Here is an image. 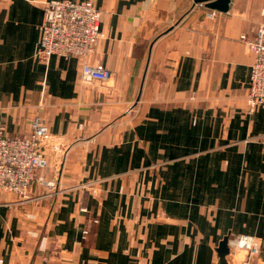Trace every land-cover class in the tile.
Listing matches in <instances>:
<instances>
[{
  "label": "crops",
  "instance_id": "crops-1",
  "mask_svg": "<svg viewBox=\"0 0 264 264\" xmlns=\"http://www.w3.org/2000/svg\"><path fill=\"white\" fill-rule=\"evenodd\" d=\"M45 1L0 0V120L13 136L47 120L35 176L57 187L0 193V264H221L237 233L259 238L264 264V107L247 111L239 39L264 0H93L90 62L113 74L92 86L77 57L38 59Z\"/></svg>",
  "mask_w": 264,
  "mask_h": 264
},
{
  "label": "built area",
  "instance_id": "built-area-1",
  "mask_svg": "<svg viewBox=\"0 0 264 264\" xmlns=\"http://www.w3.org/2000/svg\"><path fill=\"white\" fill-rule=\"evenodd\" d=\"M203 5V2H195ZM260 21L252 37L241 34L239 39L253 53V61L249 73V86L246 95L247 111L252 112L264 106V3L260 8ZM213 13H210L211 16ZM101 13L93 0H46L43 5V18L40 23V41L36 55L39 60L46 61L52 55L60 57L75 56L80 60L78 79L84 86H92L97 82H109L112 72L106 67L92 64L90 55L95 49L101 34ZM132 105L129 107V110ZM51 138L47 120L35 115L31 120V132L21 136H13L5 131L0 120V190L18 194L20 199L27 196L26 190L35 180V171L42 164L41 144ZM55 149L57 146H54ZM103 178L83 181L74 186L81 192L95 193L101 186ZM38 184L47 188L48 194L57 192L54 179H37ZM80 210H86L81 205ZM96 221V219H93ZM87 233L86 229L82 234ZM239 235L253 238V247L233 248L228 241ZM227 264L244 261L248 263L250 255L257 253L258 237L239 233L228 236ZM244 255L239 259L237 252Z\"/></svg>",
  "mask_w": 264,
  "mask_h": 264
},
{
  "label": "water",
  "instance_id": "water-1",
  "mask_svg": "<svg viewBox=\"0 0 264 264\" xmlns=\"http://www.w3.org/2000/svg\"><path fill=\"white\" fill-rule=\"evenodd\" d=\"M205 2L208 7L218 9L221 11H226L228 9L230 0H195V2ZM228 236H225L221 243L218 246V255L219 262L221 264H227L225 255L228 253V245H227Z\"/></svg>",
  "mask_w": 264,
  "mask_h": 264
},
{
  "label": "rangeland",
  "instance_id": "rangeland-1",
  "mask_svg": "<svg viewBox=\"0 0 264 264\" xmlns=\"http://www.w3.org/2000/svg\"><path fill=\"white\" fill-rule=\"evenodd\" d=\"M264 107V106H263ZM37 179H39L38 177H36L35 176V180H34V182H32L31 183V185L29 186V188L26 190V197H25V199H20V197H19V195L18 194H15V193H8V192H4V191H1L0 190V193L2 192V193H6V194H12V195H14V196H16V198H18V201H20V202H24L26 199H28V197L29 196H34L33 194H31V193H34V194H37V193H35V192H37L38 191V189H39V191H41V189H40V184L38 185V182H37ZM79 183H81V182H79ZM78 183V184H79ZM77 185V184H76ZM34 186H36V189L33 191L32 190V188L34 187ZM44 187V186H43ZM32 191V192H31ZM39 191H38V193H39ZM237 234H239V233H237ZM247 234V233H246ZM232 235H234V234H231V235H229V236H232ZM258 241H259V238H258ZM258 246H260V242H259V245ZM239 253H241V254H239ZM259 253V248H258V251H257V253H254V254H252V255H250L251 256V258H249L248 260V263L247 264H252V261H253V259L255 258V256L257 255ZM237 254H239V259L244 255V252H242L241 250H239L238 252H237ZM243 262L244 261H241V263L240 262H238V264H243ZM233 264V263H232ZM235 264H237V263H235Z\"/></svg>",
  "mask_w": 264,
  "mask_h": 264
},
{
  "label": "clouds",
  "instance_id": "clouds-1",
  "mask_svg": "<svg viewBox=\"0 0 264 264\" xmlns=\"http://www.w3.org/2000/svg\"><path fill=\"white\" fill-rule=\"evenodd\" d=\"M228 245L229 247H233V248H243V247L251 248L253 247V238L250 236L239 235L229 240Z\"/></svg>",
  "mask_w": 264,
  "mask_h": 264
},
{
  "label": "bare ground",
  "instance_id": "bare-ground-1",
  "mask_svg": "<svg viewBox=\"0 0 264 264\" xmlns=\"http://www.w3.org/2000/svg\"><path fill=\"white\" fill-rule=\"evenodd\" d=\"M225 259H226V256H225Z\"/></svg>",
  "mask_w": 264,
  "mask_h": 264
}]
</instances>
